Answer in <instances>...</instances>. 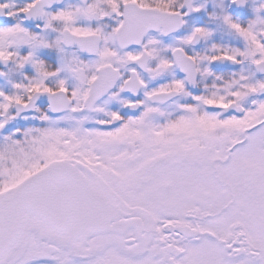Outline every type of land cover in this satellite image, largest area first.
<instances>
[{"label":"snow or ice","instance_id":"1","mask_svg":"<svg viewBox=\"0 0 264 264\" xmlns=\"http://www.w3.org/2000/svg\"><path fill=\"white\" fill-rule=\"evenodd\" d=\"M0 264H264V0H0Z\"/></svg>","mask_w":264,"mask_h":264}]
</instances>
